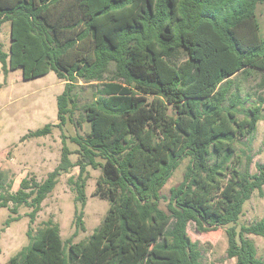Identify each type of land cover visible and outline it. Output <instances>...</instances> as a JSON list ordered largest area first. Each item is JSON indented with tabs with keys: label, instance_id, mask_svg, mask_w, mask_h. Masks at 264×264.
<instances>
[{
	"label": "trees",
	"instance_id": "1",
	"mask_svg": "<svg viewBox=\"0 0 264 264\" xmlns=\"http://www.w3.org/2000/svg\"><path fill=\"white\" fill-rule=\"evenodd\" d=\"M264 0H0V32L9 24L4 73L23 80L53 72L65 82L56 97V125L89 124L71 142L43 181L23 179L15 193L0 195L10 216L0 233L29 209L33 224L61 174L75 201L85 204L88 169L100 170L94 196L109 208L83 243L63 244L52 221L6 264H202L199 243L187 233L226 228V255L234 264H264L248 235L264 240V218L237 228L252 193L264 198V164L244 169L238 145L264 120V98L244 107L241 86L252 71L263 74L264 39L257 5ZM187 59L181 61V55ZM111 68L113 70H111ZM108 78V79H107ZM79 82L95 86V99L80 104ZM98 86V87H96ZM184 159L182 182L161 190ZM165 202L166 210L161 208ZM82 211L75 225L83 228ZM67 247V251L65 249Z\"/></svg>",
	"mask_w": 264,
	"mask_h": 264
},
{
	"label": "rangeland",
	"instance_id": "2",
	"mask_svg": "<svg viewBox=\"0 0 264 264\" xmlns=\"http://www.w3.org/2000/svg\"><path fill=\"white\" fill-rule=\"evenodd\" d=\"M257 17L261 24V36L264 39V3L257 5ZM0 43L4 51L9 45V24H3L0 32ZM187 57L182 54L181 61ZM111 70H113L111 68ZM108 79V78H107ZM241 86V97L244 107L247 108L257 96L264 98L263 74L253 70L251 77L244 80L241 76L235 78ZM65 82L56 78L53 72L45 76L23 80L21 70L3 72L0 65V195L15 193L20 182L28 177H35L43 181L53 172L61 160L63 141L71 150L69 158L77 160L75 152L77 146L71 142L76 134L84 136L89 131V124L83 123L78 127L75 121L79 113L74 114V122L67 123L62 128L53 127L51 133L41 137H26L30 132L43 128L47 124L56 125L57 105L56 97L63 92ZM77 89L80 104L95 99V86L79 82ZM98 87V86H96ZM237 154L241 156V168L244 169L246 156L251 157L249 166L251 174L256 172V164H264V120L259 121L253 134L238 145ZM188 159H184L174 171L172 177L161 190L163 196H168L172 187L179 185L184 176ZM89 178L85 186V204L82 207L75 201L76 190L69 179L77 178L79 168H73L69 173L61 174L59 181L51 194L43 201L41 211L33 224L30 223L27 213L29 209L19 208L21 218L12 222L0 233V264H6L10 257L28 245L27 231L32 229L33 234L43 228L47 221H52L58 227L63 244L83 243L102 223L109 202L94 196L96 180L100 170L88 169ZM264 191V186H263ZM161 208L166 210L165 202ZM82 211L83 228L75 225V212ZM10 216L6 208L0 209V228ZM264 218V198L257 191L245 202L237 228L248 225ZM226 228L215 231L198 233L194 223H189L187 233L192 241L199 243L202 264H234L235 260L226 255L227 237ZM257 250V257L264 261V240L259 236L248 235ZM67 251V247L65 246Z\"/></svg>",
	"mask_w": 264,
	"mask_h": 264
},
{
	"label": "crops",
	"instance_id": "3",
	"mask_svg": "<svg viewBox=\"0 0 264 264\" xmlns=\"http://www.w3.org/2000/svg\"><path fill=\"white\" fill-rule=\"evenodd\" d=\"M57 78V77H56Z\"/></svg>",
	"mask_w": 264,
	"mask_h": 264
}]
</instances>
